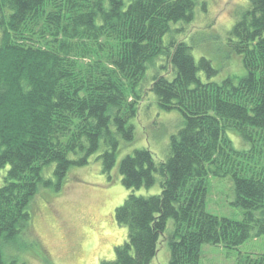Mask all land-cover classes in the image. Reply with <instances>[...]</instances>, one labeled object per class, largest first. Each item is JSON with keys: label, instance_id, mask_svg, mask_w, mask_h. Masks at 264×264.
I'll list each match as a JSON object with an SVG mask.
<instances>
[{"label": "trees", "instance_id": "1", "mask_svg": "<svg viewBox=\"0 0 264 264\" xmlns=\"http://www.w3.org/2000/svg\"><path fill=\"white\" fill-rule=\"evenodd\" d=\"M250 1L229 33L247 75L219 82L211 61L196 62L193 46L173 36L193 21L197 0H0V264H27L37 245L31 209L52 184L47 167L55 164L60 189L104 144L110 173L121 141L135 139L148 84L185 126L165 161L148 149L122 160L131 194L115 218L128 240L101 264H151L170 220L169 264H200L204 245L235 249L264 235V0ZM230 131L251 147L236 148ZM211 173L231 175L242 221L206 211ZM158 183V195L135 193ZM242 264H264V255Z\"/></svg>", "mask_w": 264, "mask_h": 264}, {"label": "rangeland", "instance_id": "2", "mask_svg": "<svg viewBox=\"0 0 264 264\" xmlns=\"http://www.w3.org/2000/svg\"><path fill=\"white\" fill-rule=\"evenodd\" d=\"M131 1L125 0L127 5ZM250 6V0H197L193 21L184 26V32L173 34L177 40L193 46L196 62L201 57L211 61L213 68L218 70L213 80L220 82L232 77L239 81L247 75L242 57L230 44L229 33ZM175 27L181 29L182 25ZM170 38L172 35H168L166 40ZM166 65L168 71L169 64ZM200 75L206 79L205 72ZM149 88L148 84L143 99L138 102L133 122L135 139L132 142L121 141L110 173L104 171L100 158L107 149L104 144L87 166L73 167L68 172L60 189H57L55 164L45 169L44 179L52 184L41 185L32 203L31 234L37 245L27 255V264H101L116 259L115 248L128 240V230L118 225L115 213L131 194L122 184L119 171L122 160L134 155L136 150L148 149L157 162L165 161L170 156L171 137L177 135L186 122L181 112L162 110ZM230 137L236 148L251 147L236 132L230 131ZM135 193L158 195L161 186L158 183L151 189L143 188ZM236 200L231 175L220 177L211 173L207 180L206 211L242 221L244 210L235 204ZM174 230V221L170 220L161 238L157 257L151 264H169V239ZM38 252L43 255H36ZM259 255H264V235L251 238L235 249L204 245L200 264H242L248 256L255 258Z\"/></svg>", "mask_w": 264, "mask_h": 264}]
</instances>
